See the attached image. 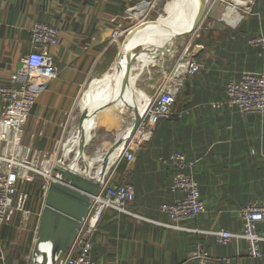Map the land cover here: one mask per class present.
I'll return each instance as SVG.
<instances>
[{
  "label": "crops",
  "instance_id": "obj_1",
  "mask_svg": "<svg viewBox=\"0 0 264 264\" xmlns=\"http://www.w3.org/2000/svg\"><path fill=\"white\" fill-rule=\"evenodd\" d=\"M220 1L214 0L206 12L208 25L200 29L192 51L186 46L180 57L193 55L203 62L202 70L182 81L173 80V70L143 92L151 97L170 78L180 85L174 109L187 108L188 113L158 121L152 138L134 148L133 160L116 165L113 181L131 184L135 196L127 205L130 214L112 209L102 214L91 237L96 261L198 264L193 253L202 248L209 258L205 264H221L226 258L238 264H264L263 223L258 225L263 238L259 258L248 255L241 237L226 246L216 238L220 230L240 235L239 210L253 201L264 205V112L241 115L221 104L229 79H238L243 72L264 74V46L248 43L264 35V0H255L249 13L233 0ZM151 2L0 0V86L9 84L10 72L31 50L29 29L35 23L59 30V41L50 48L57 77L37 98L23 128V144L42 153L52 151L76 113L84 86L106 72L109 51L127 26L129 12ZM1 105L0 100V113ZM174 151L196 160L192 173L205 208L178 227L158 210L161 203L179 197L169 190L173 169L159 160ZM41 209H35L23 227L16 214L0 228V264H27L24 258L31 255Z\"/></svg>",
  "mask_w": 264,
  "mask_h": 264
},
{
  "label": "built area",
  "instance_id": "obj_2",
  "mask_svg": "<svg viewBox=\"0 0 264 264\" xmlns=\"http://www.w3.org/2000/svg\"><path fill=\"white\" fill-rule=\"evenodd\" d=\"M255 0H233L242 8L244 13L251 12V5ZM233 4V3H231ZM134 9L129 12L135 14ZM31 50L20 58V66L10 72L7 86H0V228L12 221L16 214H20L19 226L27 223L31 212L26 208L29 200V190L34 179H41V196L44 201L46 191L52 177L55 176V166L76 170V156L68 160L72 148H68V140L63 137L55 141L50 153H42L22 142L23 128L39 95L57 77L50 48L59 41V30L46 23H35L30 29ZM118 34V30L114 32ZM252 46H264V35H258L248 40ZM203 68V62L186 54L178 60L174 67V79L193 77ZM171 79L157 89L155 94L147 99L139 122L127 142L120 150L103 175L96 174L100 183L99 190L92 196L89 211L81 223L70 248L65 254L55 259V264H116L115 262H99L92 258L91 237L95 232L102 214L106 210L128 213L127 205L134 200V188L129 183L114 182L112 177L116 165L125 160H133L134 148L148 142L158 121L169 117L180 118L188 113V109H173L180 85ZM179 83L180 79H179ZM233 108L241 115L264 112V74L257 72H243L238 79H229L225 86L223 103ZM219 104V106L221 105ZM72 117L69 124H71ZM68 124V126H69ZM67 126V128H68ZM65 135V133H64ZM66 148V149H65ZM68 149V152L66 150ZM161 162L173 169L169 190L179 194L172 202L161 203L160 213L178 227L185 220L194 219L204 211L199 185L192 171L196 160L189 159L179 151L171 152L161 157ZM68 163V164H67ZM67 164V165H66ZM113 165V166H112ZM100 176V177H99ZM38 213V217L40 216ZM242 222L241 234L226 230L216 232V238L221 245H230L241 237L247 245V253L252 258L261 257L260 241L262 236L258 232V225L264 224V205L253 201L242 207L239 212ZM199 260L198 264L208 261V254L201 248L193 253ZM221 264H238L226 258Z\"/></svg>",
  "mask_w": 264,
  "mask_h": 264
},
{
  "label": "rangeland",
  "instance_id": "obj_3",
  "mask_svg": "<svg viewBox=\"0 0 264 264\" xmlns=\"http://www.w3.org/2000/svg\"><path fill=\"white\" fill-rule=\"evenodd\" d=\"M178 1L154 0V2L142 4L134 11L135 14L131 13L127 26L119 32L118 37L113 42V46H111L108 56L109 66L106 72L97 80L92 83L89 81L84 86L79 96L76 113L72 116L71 124L65 129L63 137V142L68 140V148H72V153H70L68 160H71L73 156H76L77 159L76 163H71L76 169L72 171L97 181L98 177L95 175L99 173L106 153L114 143L118 140H123L128 135L136 115H141L147 99L150 98L145 96L144 90H149V86L158 84V81H161L164 75L173 72L176 62L184 53L186 46L189 47L187 51L190 52L194 48L196 36H198L200 29L208 25V19L205 18L206 12L212 7L214 0H202L200 3L201 7L200 5L194 7L193 12L187 15L185 13H168L166 10L167 5L173 4V2L176 4ZM230 5L232 6V4H227L226 6L230 7ZM171 22H173V26L168 30L174 29V32H176L173 34L174 36L169 44L160 41L158 44L153 43L150 45L133 42L135 38L140 39V41L144 40L154 29L164 23ZM131 55L135 57L130 58ZM108 77L112 78L113 89L130 87L132 95H139L141 100L136 104L137 108L139 106V109H137L135 106H130L127 103L128 100H121L116 95L113 96V101L109 104L112 105L111 108H114L117 102L119 103L121 100L120 112L112 111L99 122V117L109 105L107 104L103 112L97 116V108L102 105L105 95L104 91H99L100 85ZM126 83L128 84L125 85ZM102 94H104L103 97L101 96ZM79 124L83 125L82 137L77 136L80 129ZM79 139L85 142L81 153L78 151ZM120 147L121 143L109 155L107 167L114 162L116 157L114 160H110V158L113 153L119 152ZM66 152H68V149ZM86 168H88V171H85ZM41 183V179L36 177L32 186L27 189L30 195L26 208L31 213L43 206ZM12 248L16 250L15 246ZM24 260L27 261V264H32L29 253L25 255Z\"/></svg>",
  "mask_w": 264,
  "mask_h": 264
},
{
  "label": "water",
  "instance_id": "obj_4",
  "mask_svg": "<svg viewBox=\"0 0 264 264\" xmlns=\"http://www.w3.org/2000/svg\"><path fill=\"white\" fill-rule=\"evenodd\" d=\"M111 106V104L108 105L106 111L99 117L100 119L112 112ZM139 119L138 114L128 135L123 140H118L108 150L100 166V176L105 171L109 155L119 143L122 145L127 142ZM82 127L83 125L79 124L80 129L77 136L82 137ZM84 143L79 139V153H81ZM54 169L56 175L49 183L36 227L35 240L31 250L33 264H55L56 257L68 251L89 211L92 196L100 188L98 179L95 181L59 165ZM85 171H88V168Z\"/></svg>",
  "mask_w": 264,
  "mask_h": 264
},
{
  "label": "bare ground",
  "instance_id": "obj_5",
  "mask_svg": "<svg viewBox=\"0 0 264 264\" xmlns=\"http://www.w3.org/2000/svg\"><path fill=\"white\" fill-rule=\"evenodd\" d=\"M201 3V0H179L176 4L175 2H173V4H168L167 5V12L168 13H185L190 14L191 12H193L194 7L199 6ZM145 8V7H144ZM143 10V9H142ZM138 15V14H137ZM160 21V20H159ZM171 26H173V22L171 23H164L161 26H159L157 29H154L152 32H150V34L144 39L141 40L140 39H133V42L135 43H146L147 45L153 44V43H159L160 42H164L165 44H169L172 37L174 36L173 34L176 32H174L173 30H168L169 28H171ZM134 55H131L130 58H134ZM105 84V85H102ZM128 83H126L125 85H127ZM127 89V90H126ZM99 91H104L105 95L102 94L101 96L104 98L102 100V105H100L97 109V116H99L100 113L103 112L104 108L106 107L107 104L111 103L113 101V96H117L118 99H125L127 101V103L130 106H135V108H137V103L141 100V97L139 95L133 94L130 90V87H123L118 88V89H113V84H112V78L108 77L107 79H104L100 85V89ZM119 92V93H117ZM99 96V97H101ZM98 97V98H99ZM102 99V98H101ZM121 100L120 102L115 105V107L112 109V111L119 113L121 110ZM139 109V106L138 108ZM139 112V111H138ZM102 119V118H101ZM101 119L99 118V122L101 121ZM130 132V131H129ZM118 151H116L115 153L112 154L110 160H114V158L117 156Z\"/></svg>",
  "mask_w": 264,
  "mask_h": 264
},
{
  "label": "trees",
  "instance_id": "obj_6",
  "mask_svg": "<svg viewBox=\"0 0 264 264\" xmlns=\"http://www.w3.org/2000/svg\"><path fill=\"white\" fill-rule=\"evenodd\" d=\"M176 100H177V97H176ZM176 100H175V103H176ZM175 103H174V105H175ZM173 105V109L175 108V106Z\"/></svg>",
  "mask_w": 264,
  "mask_h": 264
}]
</instances>
